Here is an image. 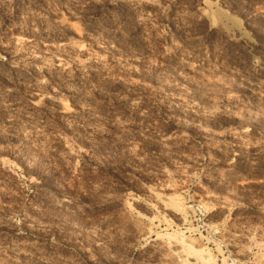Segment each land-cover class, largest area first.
<instances>
[{
	"label": "rangeland",
	"instance_id": "rangeland-1",
	"mask_svg": "<svg viewBox=\"0 0 264 264\" xmlns=\"http://www.w3.org/2000/svg\"><path fill=\"white\" fill-rule=\"evenodd\" d=\"M0 264H264V0H0Z\"/></svg>",
	"mask_w": 264,
	"mask_h": 264
},
{
	"label": "bare ground",
	"instance_id": "bare-ground-1",
	"mask_svg": "<svg viewBox=\"0 0 264 264\" xmlns=\"http://www.w3.org/2000/svg\"><path fill=\"white\" fill-rule=\"evenodd\" d=\"M77 50V49H76Z\"/></svg>",
	"mask_w": 264,
	"mask_h": 264
}]
</instances>
